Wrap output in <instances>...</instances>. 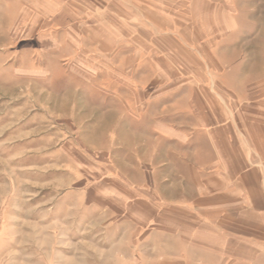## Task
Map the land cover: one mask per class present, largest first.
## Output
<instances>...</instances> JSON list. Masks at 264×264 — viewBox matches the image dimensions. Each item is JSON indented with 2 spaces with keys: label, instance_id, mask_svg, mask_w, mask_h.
<instances>
[{
  "label": "rangeland",
  "instance_id": "374dc122",
  "mask_svg": "<svg viewBox=\"0 0 264 264\" xmlns=\"http://www.w3.org/2000/svg\"><path fill=\"white\" fill-rule=\"evenodd\" d=\"M157 1L174 18L185 14L187 0ZM136 2L0 0V264H155L166 256L158 245L169 244V211L162 220L138 212L192 192L179 188L191 157L153 131L155 117H183L192 93L146 102L145 113L143 103L123 107L139 99L128 85L148 78L121 75L122 54L132 50L123 43L141 31ZM233 6L250 38L243 42L264 52V0ZM194 158L202 166L209 157Z\"/></svg>",
  "mask_w": 264,
  "mask_h": 264
},
{
  "label": "crops",
  "instance_id": "0c3cea01",
  "mask_svg": "<svg viewBox=\"0 0 264 264\" xmlns=\"http://www.w3.org/2000/svg\"><path fill=\"white\" fill-rule=\"evenodd\" d=\"M136 3L141 31L123 43L132 50L122 54L121 75L148 78L128 85L139 99L122 97L123 107L143 103L145 113L146 102L192 93L181 103L183 117L154 119L156 139L191 157L179 188L192 189L182 203L138 212L149 220L170 213L163 233L169 244L158 245L166 256L155 264H264V52L243 42L250 38L235 19L233 0H187L178 18L157 0ZM199 156L209 157L202 166Z\"/></svg>",
  "mask_w": 264,
  "mask_h": 264
}]
</instances>
